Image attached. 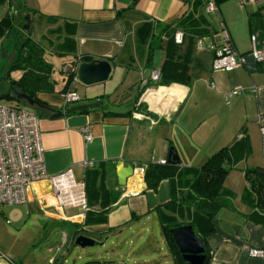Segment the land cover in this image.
I'll use <instances>...</instances> for the list:
<instances>
[{"label":"crops","instance_id":"0c3cea01","mask_svg":"<svg viewBox=\"0 0 264 264\" xmlns=\"http://www.w3.org/2000/svg\"><path fill=\"white\" fill-rule=\"evenodd\" d=\"M206 3L207 0L5 3L2 11L10 6L23 25L25 15L29 16L31 37L41 42L44 58L52 65L50 88L36 93L40 106L25 104L39 119L47 175L68 173L75 184L84 185L86 172L95 174L96 170L112 203L104 222L85 224L86 210L81 204L61 202L49 180L35 183L25 204L1 208L0 264H70L68 256L77 253L73 242L79 234L97 240L108 236L109 240L129 233L142 242L143 232L157 219L156 209L169 202L177 190L168 179L161 180L156 189L148 188L138 169L148 163L166 162L170 148L178 155V168H198L221 148L242 139L246 140L247 152L223 183L232 192L231 207L224 206L217 212L205 248L209 264H264V214L256 212L257 221L252 219V207L242 198L247 188L244 170L264 169V65L257 63L255 72L245 64L232 71L211 68L215 52L226 41L245 57L253 47L252 35H256L257 48L264 44V2L214 0L216 11L208 16V34H183L178 44L174 59L185 62L178 68L176 80L160 84L149 79L151 71L163 65L170 34L174 41V33L179 30L175 29L177 21L188 13L205 12ZM66 37L73 40L71 52L58 48ZM5 41L3 49L7 50ZM11 54L3 51L1 58L9 63ZM54 58L65 60L57 70ZM94 59L110 62L109 77L89 85L74 83L72 87L80 100L66 106L99 100L102 105L84 113L53 116L54 111L66 107L63 95L78 65ZM64 67H68L67 73ZM235 88H239L238 94L229 95ZM86 133L91 135L89 141L84 137ZM82 163L92 165L83 167ZM127 165L134 168V174L126 186H120L116 171ZM72 192L77 193L76 189ZM148 243L145 241L144 246ZM136 248L124 254L116 247L102 258L88 253L92 260L82 264H173L170 255L156 256ZM252 248L262 249L263 256H250ZM76 255L79 260L80 253Z\"/></svg>","mask_w":264,"mask_h":264},{"label":"trees","instance_id":"16d2710c","mask_svg":"<svg viewBox=\"0 0 264 264\" xmlns=\"http://www.w3.org/2000/svg\"><path fill=\"white\" fill-rule=\"evenodd\" d=\"M12 1L0 0V86H7L6 89H3L4 92L0 93V98L16 100L13 93L15 90L27 94L34 99L35 105H39L36 93L50 88L49 76L52 65L44 58V47L41 42L31 37L30 28L23 29V22L16 19L11 7L2 11L5 3ZM209 15L212 14L206 11L199 14L183 15L175 24V29L182 30L183 34L189 37L206 36ZM5 39V43L8 45L7 50L3 49ZM72 41L71 38L66 37L58 48L71 52L74 50ZM178 48L179 45L173 41L172 34H170L166 45V57L159 70V79L161 80L157 83L168 84L171 80H176L178 68L185 62V60L177 62L174 59ZM3 51L14 54L11 64L8 63V59L1 58ZM14 70L21 72L19 77H11L10 73ZM18 102L26 104L24 100H18ZM246 152L247 143L245 139H242L231 146L221 148L198 168H178L179 163L173 164L168 161L163 165L148 163L144 167L143 180L148 188L156 189L161 180L168 179L174 182V189L177 190L169 202L156 209L160 232L166 241L173 264L187 263L181 258L169 230L190 224L195 235L202 240L205 247V239L214 229L213 221L217 212L224 206L231 207L232 192L224 187V179ZM94 172L95 174H91L88 171L85 175L84 194L87 208L84 217L85 224L104 222L112 203L109 199L110 193L101 184L96 170ZM244 178L247 188L244 190L242 198L252 207L251 218L257 221L256 212L264 214V169L248 167L244 170ZM209 259L210 256L206 250L203 264H209Z\"/></svg>","mask_w":264,"mask_h":264},{"label":"built area","instance_id":"2783aa9c","mask_svg":"<svg viewBox=\"0 0 264 264\" xmlns=\"http://www.w3.org/2000/svg\"><path fill=\"white\" fill-rule=\"evenodd\" d=\"M261 4L264 0H242ZM205 11L213 14L216 11L214 0H207ZM183 38V31L174 33V42L180 44ZM253 44L250 55L256 63L264 62V44L257 48L256 35L251 36ZM245 56L235 52L226 41L216 52L211 68L215 71H232L244 64ZM68 67L63 71L68 72ZM159 69L151 71L149 79L158 81ZM77 74L73 75L68 90L63 95L64 106L80 100L79 93L72 87L77 83ZM146 84V81H144ZM239 88L233 89L229 95H236ZM86 131L85 128L82 129ZM264 132V127H262ZM85 139L89 141L91 135L86 133ZM164 164L165 161H159ZM83 167H90L91 163H82ZM140 175L144 174V167L138 169ZM49 180L53 184L54 191L58 194L61 202L66 205L79 203L86 210L84 185L75 184L68 173L55 177H49L46 173L45 161L42 152L39 119L30 108L6 106L0 104V211L3 205H21L28 200L31 186L37 182ZM68 183V184H65ZM68 189V191L66 190ZM73 189L77 193L73 194ZM252 257H262L263 250L249 249Z\"/></svg>","mask_w":264,"mask_h":264},{"label":"water","instance_id":"95a60500","mask_svg":"<svg viewBox=\"0 0 264 264\" xmlns=\"http://www.w3.org/2000/svg\"><path fill=\"white\" fill-rule=\"evenodd\" d=\"M14 9V7H13ZM25 24L23 25L24 30H28L30 26V19L28 15L24 17ZM14 58L12 53L9 58L11 63ZM244 64L250 72L257 70V63L252 55L245 57ZM264 65V62H263ZM111 72V64L106 59H94L90 62H81L77 67V77L79 82L85 85L100 83L109 77ZM13 90V88H12ZM13 93L18 100H24L29 106L35 104L34 99L23 92L13 90ZM102 105V101H94L91 103H83L72 106H66L60 111H56L53 116H61L63 114H70L74 112L85 111L89 109L98 108ZM168 162L173 164L179 163L178 155L174 152L173 148L169 149ZM134 168L131 165L121 166L117 169V182L120 186H126L129 177L133 176ZM34 185L31 186V190ZM169 233L173 239V242L181 255L183 261L187 264H203L206 258V250L204 243L198 238L190 224L181 225L169 230ZM108 236L103 237L102 240H97L86 235L79 234L74 239V246L81 249L92 248L97 246H103L108 240ZM62 264V263H59Z\"/></svg>","mask_w":264,"mask_h":264},{"label":"rangeland","instance_id":"374dc122","mask_svg":"<svg viewBox=\"0 0 264 264\" xmlns=\"http://www.w3.org/2000/svg\"><path fill=\"white\" fill-rule=\"evenodd\" d=\"M211 16V15H210ZM211 19V17H210ZM64 59L58 60V58H54V67L55 70H57L60 65L61 62H64ZM58 72V71H57ZM20 71L19 70H14L10 73L12 78H17L20 75ZM58 74H60L58 72ZM6 85L0 86V93L4 92V88ZM7 88V86H6ZM0 104L2 105H6V106H19V107H24V108H28L25 104L19 103L18 100H7L5 98H0ZM236 172V170H234V173ZM149 224V223H148ZM143 241L139 242L137 241L138 237L134 236L132 234L129 233H123L122 235H119L117 238L113 237V239H109L106 241V243L103 246H97V247H92V248H85V249H81L79 247H73L75 249H77V253L71 254V258L70 255L68 256L70 259V264L74 263H78V264H82L85 262H88L89 260H92V255L89 256L88 253H95L97 254L98 258H102L106 255V253H110L111 249L117 248H121L122 253L124 254H130V251H134L135 248L137 249H142V251H146L147 254H155L156 256L158 255H167L169 256V251L167 250V246H166V241L162 239V235L160 232V226H159V222L158 219H154L152 224L148 225V229L146 232H143ZM145 241H149L148 244H146V246H144V242ZM138 245V246H137ZM137 252V251H136ZM80 253V259H76L78 254ZM166 253V254H165ZM83 256H82V255ZM146 254V253H145Z\"/></svg>","mask_w":264,"mask_h":264}]
</instances>
